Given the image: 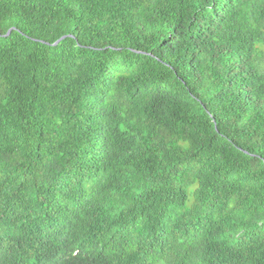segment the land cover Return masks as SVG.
Instances as JSON below:
<instances>
[{"label": "trees", "instance_id": "1", "mask_svg": "<svg viewBox=\"0 0 264 264\" xmlns=\"http://www.w3.org/2000/svg\"><path fill=\"white\" fill-rule=\"evenodd\" d=\"M0 264H264V0H0Z\"/></svg>", "mask_w": 264, "mask_h": 264}, {"label": "water", "instance_id": "2", "mask_svg": "<svg viewBox=\"0 0 264 264\" xmlns=\"http://www.w3.org/2000/svg\"><path fill=\"white\" fill-rule=\"evenodd\" d=\"M11 32V30L8 32V34ZM66 36H68V35H64V36H62L61 38H59L56 42H54L53 44L54 45H56V44H58L62 39H64Z\"/></svg>", "mask_w": 264, "mask_h": 264}]
</instances>
